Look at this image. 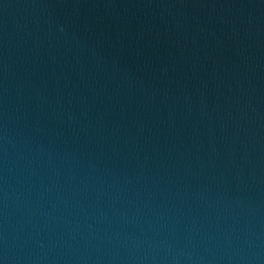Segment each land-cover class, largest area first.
<instances>
[{"label":"water","instance_id":"1","mask_svg":"<svg viewBox=\"0 0 264 264\" xmlns=\"http://www.w3.org/2000/svg\"><path fill=\"white\" fill-rule=\"evenodd\" d=\"M0 264H264V0H0Z\"/></svg>","mask_w":264,"mask_h":264}]
</instances>
